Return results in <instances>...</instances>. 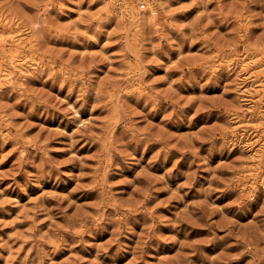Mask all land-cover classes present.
Instances as JSON below:
<instances>
[{"label":"rangeland","instance_id":"374dc122","mask_svg":"<svg viewBox=\"0 0 264 264\" xmlns=\"http://www.w3.org/2000/svg\"><path fill=\"white\" fill-rule=\"evenodd\" d=\"M0 264H264V0H0Z\"/></svg>","mask_w":264,"mask_h":264},{"label":"bare ground","instance_id":"6f19581e","mask_svg":"<svg viewBox=\"0 0 264 264\" xmlns=\"http://www.w3.org/2000/svg\"><path fill=\"white\" fill-rule=\"evenodd\" d=\"M119 1H120V0H119ZM140 2H141V1H140ZM146 4H147V3H146ZM148 7H149V6H148ZM149 11H150V15H153V11H154V10L151 9V6L149 7ZM147 14H148V13H147ZM148 15H149V14H148ZM150 15H149V16H150ZM150 18H151V17H150ZM151 19H152V18H151ZM8 24H10V23L8 22ZM8 24H7V25H8ZM17 31H18V30H17ZM19 31H20V30H19ZM18 35H19V34H18ZM18 35H17V36H18ZM7 36H8V34H7ZM7 36H6V37H7ZM9 36H10V35H9ZM11 37H12V36H11ZM17 38H18V37H17ZM19 38H20V37H19ZM2 39H3V38H2ZM2 39H1V40H2ZM10 39H11V38H10ZM20 40H21V39H20ZM13 41H14V40H13ZM24 41H25V40H24ZM24 41H22V42H24ZM17 42H18V41H17ZM20 42H21V41H20ZM18 44H19V43H17V45H18ZM21 44H22V43H21ZM23 44H24V43H23ZM22 47H23V46H22ZM23 53H24V52H23ZM23 55H24V54H23ZM21 57H22V56H21ZM24 57H25V56H24ZM28 58H29V57H28ZM20 60L23 61L22 59H20ZM29 60H30V59H29ZM29 60H28V62H29ZM25 61H26V60H25ZM31 62H32V61H31ZM23 63H24V62H23ZM30 64H31V63H30ZM26 65H27V64H26ZM10 77H11V75H10ZM9 79H10V78H9Z\"/></svg>","mask_w":264,"mask_h":264},{"label":"built area","instance_id":"2783aa9c","mask_svg":"<svg viewBox=\"0 0 264 264\" xmlns=\"http://www.w3.org/2000/svg\"><path fill=\"white\" fill-rule=\"evenodd\" d=\"M143 7V6H142Z\"/></svg>","mask_w":264,"mask_h":264}]
</instances>
